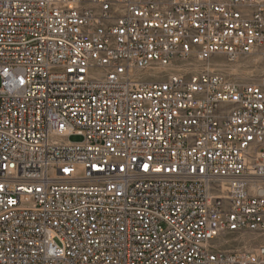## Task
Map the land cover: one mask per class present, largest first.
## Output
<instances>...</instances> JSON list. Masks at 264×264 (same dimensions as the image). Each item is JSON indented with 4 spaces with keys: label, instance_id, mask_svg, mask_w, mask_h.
<instances>
[{
    "label": "built area",
    "instance_id": "built-area-1",
    "mask_svg": "<svg viewBox=\"0 0 264 264\" xmlns=\"http://www.w3.org/2000/svg\"><path fill=\"white\" fill-rule=\"evenodd\" d=\"M262 49L264 0H0V264H264L213 244L264 234V89L183 72Z\"/></svg>",
    "mask_w": 264,
    "mask_h": 264
},
{
    "label": "rangeland",
    "instance_id": "rangeland-1",
    "mask_svg": "<svg viewBox=\"0 0 264 264\" xmlns=\"http://www.w3.org/2000/svg\"><path fill=\"white\" fill-rule=\"evenodd\" d=\"M183 72L206 70L210 73L219 74L227 80L238 85H261L264 89V49L257 51L252 55L240 56L236 61L230 62L223 55H213L208 61L202 63H185ZM168 71L158 73L157 80H163L169 74ZM188 77L190 75H184ZM68 140L73 143L82 141V137L70 135ZM216 250L235 252L256 248L264 244V234L225 233L220 235L213 242Z\"/></svg>",
    "mask_w": 264,
    "mask_h": 264
}]
</instances>
